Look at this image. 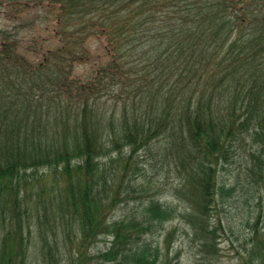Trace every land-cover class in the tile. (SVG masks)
I'll use <instances>...</instances> for the list:
<instances>
[{
    "label": "trees",
    "instance_id": "16d2710c",
    "mask_svg": "<svg viewBox=\"0 0 264 264\" xmlns=\"http://www.w3.org/2000/svg\"><path fill=\"white\" fill-rule=\"evenodd\" d=\"M146 169L191 212L146 200ZM229 202L248 223L256 205L264 264V0H0V264H28L33 227L42 264H85L100 236L94 264H161L147 235L181 217L212 248Z\"/></svg>",
    "mask_w": 264,
    "mask_h": 264
},
{
    "label": "rangeland",
    "instance_id": "374dc122",
    "mask_svg": "<svg viewBox=\"0 0 264 264\" xmlns=\"http://www.w3.org/2000/svg\"><path fill=\"white\" fill-rule=\"evenodd\" d=\"M49 34V33H46ZM44 36H46L44 34ZM51 46L55 47V43L51 39ZM93 54H103L101 43L99 40L92 39L89 42ZM87 68V67H86ZM83 70V68L81 69ZM85 70V69H84ZM141 161L150 162L152 158H141ZM248 158L237 159L234 163L228 162L223 167H220L219 175L221 178L234 184L237 178H242V183L246 184L244 175L237 177V173L245 171ZM143 171V176L139 174V180L143 181L146 177H151L152 184L142 196L147 200L150 197L157 198L160 202L167 203L170 206L176 207L180 216L191 212L187 201L182 200L180 195L175 194L174 187L177 180L173 173H168L166 170H161L156 175L154 170L146 169ZM241 183V181H239ZM229 185V186H230ZM260 190V187H259ZM180 197V198H179ZM226 202V201H225ZM231 202L219 203L216 211L211 214L210 224L216 228L217 236L214 238L213 247L211 248L210 241L204 240L201 237L194 235V230L190 228L186 219L177 217L172 221L167 222L163 227L151 235H147L153 241V244H158L162 248L161 264H197L203 258L204 261L210 264H260V232L255 242H251V237L254 232L252 223L255 218L256 205L252 204L251 221H247L249 210L240 207L230 208ZM138 210V202L136 200L124 201L117 206L111 213L113 220H119L130 217ZM259 212V208H258ZM133 214V215H134ZM220 220V221H219ZM37 230L33 227L31 238L33 241L28 257V264H42L39 261V253L37 245ZM109 238L99 237L88 251L87 256L90 259L85 260V264H94L95 258L99 253L109 248ZM208 242L210 248L208 251L205 247L201 248L205 242ZM255 243V246H254ZM252 246V248H251ZM203 249L205 252H201ZM34 250V251H33ZM209 256H205L210 254Z\"/></svg>",
    "mask_w": 264,
    "mask_h": 264
}]
</instances>
